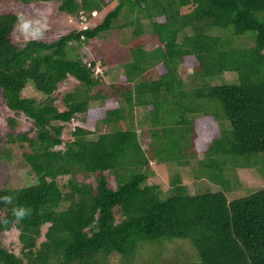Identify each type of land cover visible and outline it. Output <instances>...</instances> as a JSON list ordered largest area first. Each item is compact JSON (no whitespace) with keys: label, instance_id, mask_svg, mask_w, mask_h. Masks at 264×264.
Segmentation results:
<instances>
[{"label":"trees","instance_id":"1","mask_svg":"<svg viewBox=\"0 0 264 264\" xmlns=\"http://www.w3.org/2000/svg\"><path fill=\"white\" fill-rule=\"evenodd\" d=\"M56 1L80 20L117 5L97 26L53 41H17L22 16L0 13V93L35 132L10 142L29 143L23 158L36 177L0 189V264H162L145 257L163 239L189 240L200 257L194 264H264V190L230 201L221 191L191 194L180 175L166 194L148 183L154 162L193 159L218 185L241 158L246 167L264 164V0ZM118 18L125 21L117 26ZM129 27L126 80L135 93L112 103L94 94L107 71L97 74L96 62L73 51ZM69 77L78 85L61 109L54 94ZM28 85L44 99L24 97ZM136 108L151 114L152 124L142 116L147 129L135 127ZM101 125L111 131L91 139ZM13 229L20 255L2 240Z\"/></svg>","mask_w":264,"mask_h":264},{"label":"rangeland","instance_id":"2","mask_svg":"<svg viewBox=\"0 0 264 264\" xmlns=\"http://www.w3.org/2000/svg\"><path fill=\"white\" fill-rule=\"evenodd\" d=\"M60 3L56 0H46L41 2H33L24 4L21 0H0V13L14 12L22 16V21L19 30L15 35L17 41H26L30 38H40L46 41H53L59 39L61 36L70 33L74 30H81L82 22L86 21V17L80 18L76 16H69L59 12ZM114 2L102 12L93 14L92 19L86 21L87 27H95L102 23L105 17L116 7ZM190 8H184V12H189ZM133 19V18H132ZM124 19L118 18L115 20V25L124 23ZM145 23L146 20H144ZM27 25V28L24 26ZM146 24L144 31L151 32V28ZM133 28L129 27L119 31L114 29L100 35V38L90 40L82 44L76 45L73 51L74 58H82L87 63L96 62L95 70L98 74H103L107 71L104 77V83L96 87L94 94L101 91L102 96H107L110 102L124 103L125 95L129 91L135 93V84H131L126 80V74L131 70H127L125 65L129 66L131 63V52L129 51L130 39L132 37ZM241 41L243 39L241 38ZM106 61V63L104 62ZM96 72V73H97ZM133 74V71L130 75ZM78 82L69 77L65 82L59 85L58 91L54 94L57 98V103L64 109L63 99L75 90ZM24 97L44 99V96L35 91L32 85H28L23 93ZM100 102L93 103L97 106ZM178 113V112H177ZM175 111L169 115L168 119L174 123L179 117ZM136 118L134 120L135 127L139 129L138 125L142 123L143 129H147L142 116L149 117L150 124H152L151 114L148 111H142L140 108L135 110ZM11 119H16L17 124L12 127ZM168 121V122H169ZM128 125L131 121L128 120ZM134 127V128H135ZM151 127V126H150ZM73 127H66L62 138L64 140L71 137ZM141 128V129H142ZM110 129L104 128L102 125L98 133L91 137L96 139L100 133L110 132ZM28 133L30 137H34V126L31 120L24 115H16L4 103L0 93V189H17L29 186L35 183L36 177L30 169L29 165L24 161L23 154L30 153L31 147L28 142L11 143V137H18L21 134ZM205 137V136H203ZM148 138V137H145ZM143 140V139H142ZM145 140V139H144ZM149 140V139H147ZM148 143V141H147ZM147 143L143 142L144 148H147ZM201 158V157H200ZM241 160L239 164L231 167L226 171L224 182L220 185L212 182L208 175L201 176L198 173L202 172L195 160L190 159L191 163L188 166L178 167L176 163L167 164H152L154 174L149 178L148 183L152 185H159L163 193H168L172 186V181L176 175H180L187 185L191 194L195 193H216L224 192L226 197L231 201L234 199L244 198L260 190H264V164L253 161L252 165L246 167V163ZM262 161L261 159H257ZM240 162H243L242 164ZM245 163V164H244ZM260 165V166H259ZM238 166V167H237ZM69 177L60 179V183L66 184ZM115 186V183L113 182ZM48 226L43 227V234L46 233ZM4 245L15 254L20 255L21 244L19 241V231L13 229L5 232L2 236ZM44 237L39 240L41 243ZM149 245H147L148 247ZM152 249L148 250L145 259H151L156 263L162 264H194L200 261V257L189 240L183 239H163L151 244ZM114 260V259H113ZM117 260L112 261L111 264L117 263Z\"/></svg>","mask_w":264,"mask_h":264},{"label":"built area","instance_id":"3","mask_svg":"<svg viewBox=\"0 0 264 264\" xmlns=\"http://www.w3.org/2000/svg\"><path fill=\"white\" fill-rule=\"evenodd\" d=\"M93 14L95 15L96 13L94 12ZM82 18H84V17H82ZM85 20L87 21V19H85ZM86 21H83V22H82V24H83V29H84V30L88 28L87 25L85 24ZM96 72H97V71H96ZM97 74H98V72H97Z\"/></svg>","mask_w":264,"mask_h":264},{"label":"clouds","instance_id":"4","mask_svg":"<svg viewBox=\"0 0 264 264\" xmlns=\"http://www.w3.org/2000/svg\"><path fill=\"white\" fill-rule=\"evenodd\" d=\"M95 13L97 14V12H95ZM24 27L27 28V25H25ZM82 29H83V27H82ZM83 30H84V29H83ZM85 30H86V29H85Z\"/></svg>","mask_w":264,"mask_h":264}]
</instances>
